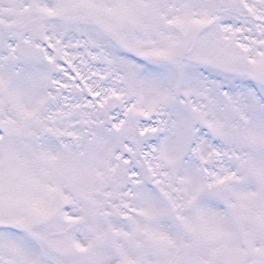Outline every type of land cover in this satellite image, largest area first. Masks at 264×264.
Wrapping results in <instances>:
<instances>
[{
    "label": "snow or ice",
    "instance_id": "obj_1",
    "mask_svg": "<svg viewBox=\"0 0 264 264\" xmlns=\"http://www.w3.org/2000/svg\"><path fill=\"white\" fill-rule=\"evenodd\" d=\"M0 264H264V0H0Z\"/></svg>",
    "mask_w": 264,
    "mask_h": 264
}]
</instances>
